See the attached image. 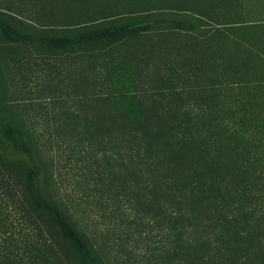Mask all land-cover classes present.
<instances>
[{"label":"rangeland","instance_id":"1","mask_svg":"<svg viewBox=\"0 0 264 264\" xmlns=\"http://www.w3.org/2000/svg\"><path fill=\"white\" fill-rule=\"evenodd\" d=\"M0 17L27 35L16 42L0 29L3 177L25 193L30 162L1 140L2 126L9 125L32 148L42 191L63 205L103 264H167L164 231L141 205L147 177L122 182L118 163L127 155L120 133L85 130L83 117L78 124L69 117L90 111L79 89L91 74L70 47L53 46L48 37L73 36L77 27L65 26L91 19L153 20L151 32L127 38L114 56L134 62L128 71L141 92L163 93L183 128L203 129L232 145L237 133L264 124V26L256 27L264 21V0H0ZM175 19L190 20L193 28L176 29ZM262 167L237 171L234 180L264 195L257 177ZM252 202L264 214V206ZM47 222L70 263L85 264Z\"/></svg>","mask_w":264,"mask_h":264},{"label":"trees","instance_id":"2","mask_svg":"<svg viewBox=\"0 0 264 264\" xmlns=\"http://www.w3.org/2000/svg\"><path fill=\"white\" fill-rule=\"evenodd\" d=\"M173 23L176 29L193 28L190 20ZM152 25L149 19L118 23L98 18L65 26L77 27L73 36L48 37L53 46L70 47L72 58L91 74L79 89L91 103L90 111L69 117L75 124L83 117L85 130L120 133L127 158L118 159V177L122 182L147 177L141 184V205L149 221L164 231L167 264H264V214L252 202L264 206V195L249 191L248 182L234 180L237 171L259 165L258 181L264 182V161L259 159L264 156V124L237 133L232 145H225L211 132L183 128L163 93L141 92L128 71L134 62L126 57L120 61L112 50L129 37L151 32ZM263 26L264 21L256 25ZM0 29L12 41L27 37L1 17ZM110 51L112 58L107 59ZM1 140L25 154L30 165L24 194L0 170V264H71L47 219L83 263L103 264L63 205L40 188L39 168L21 133L3 125Z\"/></svg>","mask_w":264,"mask_h":264}]
</instances>
